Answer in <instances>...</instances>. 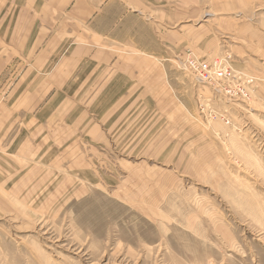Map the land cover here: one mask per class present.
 Instances as JSON below:
<instances>
[{"label":"rangeland","instance_id":"1","mask_svg":"<svg viewBox=\"0 0 264 264\" xmlns=\"http://www.w3.org/2000/svg\"><path fill=\"white\" fill-rule=\"evenodd\" d=\"M197 3L0 0V264H264V0Z\"/></svg>","mask_w":264,"mask_h":264},{"label":"crops","instance_id":"2","mask_svg":"<svg viewBox=\"0 0 264 264\" xmlns=\"http://www.w3.org/2000/svg\"><path fill=\"white\" fill-rule=\"evenodd\" d=\"M31 1V0H30ZM56 3H62L63 0H52ZM88 1V0H86ZM139 1H145L146 3H148L147 5H149L150 7H154L157 8L158 6V2L160 1H165L167 2V10L165 13V17L167 18V24H174L175 22V9L173 7V9L169 8V6H171L169 3H174L176 1L182 2L184 4H182V11L180 12V15L182 18V20H186V21H192L195 20L197 18H199L198 14H199V10L201 8V6L197 3L200 0H139ZM45 11L44 8H39L38 12L40 16H44L45 13L43 12ZM54 11H56L54 9ZM151 12H153L152 14L148 12L147 17H151V19H146V23L145 26L146 28L144 29V35L140 34V44L145 45L147 44V49H150L151 51L153 50H158L159 49V43H158V39H157V35H156V29L154 28L155 26H157L156 24H154V20L153 17H156L158 19L159 16V10L156 9V11H153V9L150 10ZM137 12V11H135ZM137 14L139 16H143L142 12H137ZM223 19L226 20V22H230V25H233V16H225V17H221ZM157 23V22H156ZM144 37V38H143ZM171 37H174V32L173 31H169L167 30V38H168V46L171 47ZM191 41V40H190ZM223 45H221L220 43V47H218V43H217V47L218 49L220 48H225L224 45H226L225 42H222ZM110 47V46H109ZM194 47L196 49H201L203 46L200 45L199 43H196L194 45ZM135 48H137V45H135ZM172 48H174V46L172 45ZM169 49V47L167 48ZM215 49V46L212 48ZM42 52L40 51L39 56H41ZM104 56V54H103ZM149 57H154L153 54H150ZM103 61H110L109 57L108 58H104ZM238 63V62H237ZM25 100L23 101L24 104ZM30 110L23 108L22 111H20V109L18 110V113H22V115H28L27 112H29ZM41 110H37V112H40ZM13 112L15 113V110H13ZM37 115H39V113H37Z\"/></svg>","mask_w":264,"mask_h":264},{"label":"built area","instance_id":"3","mask_svg":"<svg viewBox=\"0 0 264 264\" xmlns=\"http://www.w3.org/2000/svg\"><path fill=\"white\" fill-rule=\"evenodd\" d=\"M181 65L184 70H187L190 74L192 73L198 81L206 83H212L214 81V83H217L215 88L216 90L213 91L216 93H223V97H232L233 100L239 99L240 97L248 98L244 89H234L235 85L238 84V81L241 80V75L232 71L228 66L223 65L221 62L216 61L213 66L217 67L211 69V65L197 61L188 55L181 62ZM252 83L253 80L246 77L244 84L247 86ZM218 84L225 85L228 91L221 89Z\"/></svg>","mask_w":264,"mask_h":264}]
</instances>
